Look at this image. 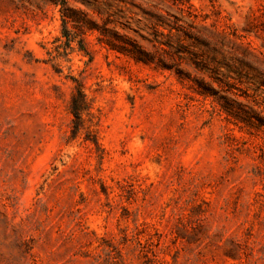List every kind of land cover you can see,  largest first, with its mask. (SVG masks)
<instances>
[{
  "label": "rangeland",
  "instance_id": "obj_1",
  "mask_svg": "<svg viewBox=\"0 0 264 264\" xmlns=\"http://www.w3.org/2000/svg\"><path fill=\"white\" fill-rule=\"evenodd\" d=\"M0 264H264V0H0Z\"/></svg>",
  "mask_w": 264,
  "mask_h": 264
},
{
  "label": "trees",
  "instance_id": "obj_2",
  "mask_svg": "<svg viewBox=\"0 0 264 264\" xmlns=\"http://www.w3.org/2000/svg\"><path fill=\"white\" fill-rule=\"evenodd\" d=\"M67 18H65V16H63V29H64V37H66V44H67V47H69L70 46V43H71V40H70V38H69V36H68V34H67V32H66V23H67V20H66ZM129 55L136 61V62H142V63H144V64H148V63H150V62H148L147 60H146V54L143 52V51H141V50H136V52H132V53H129ZM205 93V92H204ZM222 108H223V110L224 111H226V112H228L229 110V108H228V106H222ZM229 113V112H228Z\"/></svg>",
  "mask_w": 264,
  "mask_h": 264
}]
</instances>
